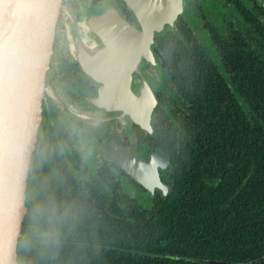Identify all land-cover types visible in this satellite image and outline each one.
<instances>
[{
    "label": "trees",
    "instance_id": "16d2710c",
    "mask_svg": "<svg viewBox=\"0 0 264 264\" xmlns=\"http://www.w3.org/2000/svg\"><path fill=\"white\" fill-rule=\"evenodd\" d=\"M232 1L242 25L229 36L204 21L218 60L181 16L155 33L172 85L144 140L167 155L164 195L142 204L114 177L111 198L106 177L64 193L71 180L46 159L40 121L16 264H264V0Z\"/></svg>",
    "mask_w": 264,
    "mask_h": 264
},
{
    "label": "water",
    "instance_id": "95a60500",
    "mask_svg": "<svg viewBox=\"0 0 264 264\" xmlns=\"http://www.w3.org/2000/svg\"><path fill=\"white\" fill-rule=\"evenodd\" d=\"M125 2L136 15L139 26L121 16L113 5H107L101 10L86 11L79 21L88 25H84L87 27L84 33L89 31L96 37H90L93 40L90 46L78 44L81 40L89 41L86 38L90 35L83 38L70 23L67 33L75 59L100 82L97 96L88 100L117 119L128 115L139 127L151 132L157 98L141 65L143 62L158 65L152 48L154 32H160L165 25L173 26L186 2ZM60 5L61 0H0V264H16V236ZM133 72L138 79L133 80ZM99 147L150 195L154 187L162 195L167 192L168 184L160 179L158 172L159 166L168 163L163 151L155 149L139 156L133 148L113 142L101 143ZM198 260L217 264L250 263Z\"/></svg>",
    "mask_w": 264,
    "mask_h": 264
},
{
    "label": "flooded vegetation",
    "instance_id": "af4514ba",
    "mask_svg": "<svg viewBox=\"0 0 264 264\" xmlns=\"http://www.w3.org/2000/svg\"><path fill=\"white\" fill-rule=\"evenodd\" d=\"M212 1L185 0L186 4L183 7V11L174 19L173 26L165 25L160 33L166 32V30L177 31L175 21L180 16L188 24L190 20L187 21L185 14L188 12V8H196L202 12L201 17L204 18L202 27L206 30L208 38L212 43L214 54L208 51L206 42L201 41L198 36L197 38L204 44L206 51L214 59L218 60L216 44L210 36V30H207L204 26V21L209 20L205 19L207 13L204 9L210 6ZM224 1L233 6L236 14L240 17L233 1ZM188 3H191L190 6H188ZM107 5H113L121 16L135 26H139L136 15L125 0H61L54 29L55 38H58V33L62 34L63 40L67 38L65 32H60V29L65 27L62 13L66 11L67 13H71L79 23L80 33L83 32V34L81 33L80 35L79 32L77 34L82 37L84 34L86 37L87 34L90 35L86 38H89V41L84 40V42L81 40L84 46L85 44L90 46L89 42L93 41L90 37L94 39L96 37L89 31L88 33H84V31H87L85 30L87 27L84 25H88L86 23L82 25V20L81 22L79 21L86 11L101 10ZM189 17L196 19L198 16ZM209 21L218 28L224 37L229 36L231 28L237 29L241 25L232 26L231 22L228 21L227 30L222 32L218 25L214 24L211 20ZM193 31L195 32V30ZM155 33L159 32H154V36ZM156 51L153 50L158 62L157 66H152L147 62H143L141 65V70L146 74L151 89L157 98V103L152 112V125L154 123L153 117L156 114V107L162 109L164 100L168 99L170 92L167 81H164L168 78L166 70L161 66L160 58ZM73 52L74 49L67 46V43H61V46L58 47L52 43L41 102L40 121H42V127L40 131L37 129L42 147L45 149L46 159L50 160V162L58 163V167L63 168L64 175L67 174L69 176L70 183L68 182L67 184L65 179H62L61 183L63 192L68 195L76 193V184L80 185L83 182L86 184V181L91 182L94 179L101 180L106 177V181L102 180L104 186L99 188V192L111 198L114 193L111 186L114 184L112 182L114 177L117 180V184L123 186L132 196L137 195L140 203L146 204L156 193H160L159 188L154 187L150 195L146 188L126 173L99 145L105 142H113L127 148H133L139 156H146L150 151L156 149L150 148L148 141L144 140L147 136L146 133L149 132L134 123L128 115H124L121 120L117 119L114 114L100 110L88 100L90 97L97 96L100 82L80 66ZM132 78L136 80L138 79V75L133 72ZM168 80L170 82L169 78ZM170 85H172L171 82ZM174 92L176 95L178 94L175 90ZM168 166L169 163L163 167H158L160 179L165 180L167 184ZM58 167L53 164L52 168L57 169Z\"/></svg>",
    "mask_w": 264,
    "mask_h": 264
},
{
    "label": "rangeland",
    "instance_id": "374dc122",
    "mask_svg": "<svg viewBox=\"0 0 264 264\" xmlns=\"http://www.w3.org/2000/svg\"><path fill=\"white\" fill-rule=\"evenodd\" d=\"M191 3L194 4L193 2ZM191 3H188V6H190ZM204 11L207 13L205 19H209L214 24L218 25V27L220 28L222 32H225L227 30L228 21L231 22L232 26H239L240 24L242 25V19L236 14L234 7L227 4L224 0H213L210 3V6L205 8ZM65 12L66 11L62 13V19L64 21L65 27L60 29V32H65L67 38L66 40H63L61 33H58L57 39L54 36L53 43L56 45V47L61 46V43L63 44L67 43V46L72 47V41L70 40L68 33H67V28H68L69 23L74 26L77 33L78 32L80 33L79 23L75 20V18L73 17L71 13L67 14V12L66 13ZM194 15H197L198 17L196 19L194 17H192V19L189 17V16H194ZM201 16H202V12L198 11L196 8H191V7L188 8V12L185 14L187 21L190 20L189 23L191 24L193 30H195L198 38L201 41L206 42L208 46L207 48L208 51L214 54L212 43L208 38L206 30L202 27V22L204 18H202ZM69 20L71 22H66ZM81 33L83 34V32ZM83 37L85 38V34L83 35ZM164 81L165 82L167 81L168 86L170 85L168 78H166Z\"/></svg>",
    "mask_w": 264,
    "mask_h": 264
},
{
    "label": "bare ground",
    "instance_id": "6f19581e",
    "mask_svg": "<svg viewBox=\"0 0 264 264\" xmlns=\"http://www.w3.org/2000/svg\"><path fill=\"white\" fill-rule=\"evenodd\" d=\"M78 44H79V45H84V44L82 43V41H78ZM85 46L87 47L86 44H85ZM104 73H105L106 75L110 74V72L108 73L107 71H104Z\"/></svg>",
    "mask_w": 264,
    "mask_h": 264
}]
</instances>
